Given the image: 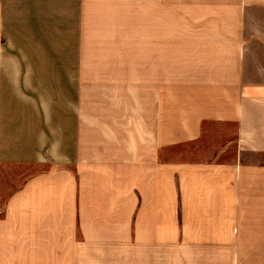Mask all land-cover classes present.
Segmentation results:
<instances>
[{
	"label": "crops",
	"instance_id": "1",
	"mask_svg": "<svg viewBox=\"0 0 264 264\" xmlns=\"http://www.w3.org/2000/svg\"><path fill=\"white\" fill-rule=\"evenodd\" d=\"M146 1L0 0V264L264 251V0Z\"/></svg>",
	"mask_w": 264,
	"mask_h": 264
},
{
	"label": "rangeland",
	"instance_id": "2",
	"mask_svg": "<svg viewBox=\"0 0 264 264\" xmlns=\"http://www.w3.org/2000/svg\"><path fill=\"white\" fill-rule=\"evenodd\" d=\"M141 33L145 34L148 32L147 29H153L152 25H148L152 23V19L154 17H163V16H168L167 10H160V9H153L150 4L146 1V4H144V0H141ZM147 31V32H145ZM145 32V33H144ZM182 153H177L179 154V157L182 158L184 161H188L191 159H195V157H201L200 159H205L208 157V154L202 153V149L200 151L195 148V147H182L181 148ZM200 152V156H195L194 153ZM170 158L169 154H166L165 159ZM143 204H141L142 207ZM145 211L148 212L151 209V200L146 201V207ZM143 211V212H145ZM243 253H247V259L244 264H264V251H243Z\"/></svg>",
	"mask_w": 264,
	"mask_h": 264
}]
</instances>
